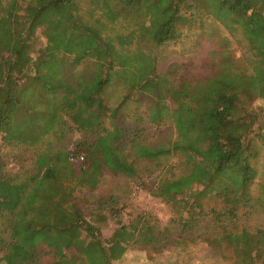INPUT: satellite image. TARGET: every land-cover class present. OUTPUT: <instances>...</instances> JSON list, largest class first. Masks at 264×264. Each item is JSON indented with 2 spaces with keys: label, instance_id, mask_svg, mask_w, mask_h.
I'll return each instance as SVG.
<instances>
[{
  "label": "trees",
  "instance_id": "1",
  "mask_svg": "<svg viewBox=\"0 0 264 264\" xmlns=\"http://www.w3.org/2000/svg\"><path fill=\"white\" fill-rule=\"evenodd\" d=\"M263 14L264 0H0V140L31 159L12 172L0 159V264H112L131 246L171 245L149 215L125 225L119 203L96 195L105 173L158 178L151 194L173 203L189 241L217 245L200 232L210 217L238 264H264V230L226 232L240 209L264 213L249 140L252 104L264 102ZM203 19L241 31L254 52L236 59L225 47L200 70L172 63L159 73L154 49L202 30ZM37 29L45 45L32 55ZM113 79L125 93L109 106ZM136 98L151 104L126 114ZM146 122L168 123L174 139L160 141ZM206 199L221 207L206 213ZM109 221L117 229L104 239Z\"/></svg>",
  "mask_w": 264,
  "mask_h": 264
},
{
  "label": "rangeland",
  "instance_id": "2",
  "mask_svg": "<svg viewBox=\"0 0 264 264\" xmlns=\"http://www.w3.org/2000/svg\"><path fill=\"white\" fill-rule=\"evenodd\" d=\"M202 22L204 23L202 30L198 29L193 33L191 32L176 43L154 49L153 52L158 59L157 70L159 73H163L172 63L189 65L191 68L194 65L200 70L203 64L205 66L211 60L209 53L212 51L220 52L225 47L232 51L236 59H241L242 56L254 52V46L241 31H235L228 35L218 23L206 19H203ZM40 33L41 29H37L32 36V55L45 45V40ZM86 64L82 63L77 69L82 70ZM178 75H184V71L180 69ZM124 93L120 82L113 79L111 85L105 90L103 99L107 105L115 106ZM150 104L151 100L149 98H136L127 105L126 114L135 108H138V113L141 114ZM252 109L260 113L249 140L252 149L259 152L258 158L253 162V167L261 174L264 173V145L260 141V138L264 137V102L256 100L252 104ZM144 126L147 131L154 134L160 141L172 140L175 137L174 129L168 123L164 126L154 127L146 122ZM22 154L19 147H8L3 145L0 140V159L6 160V170L12 172L17 167L29 168L31 159L26 155L24 160L26 162L21 163L20 155ZM173 171L176 172V169ZM158 182L159 179L154 177L142 179L141 181H130L122 177H113L107 173L101 177L96 188V195L112 196L119 203L120 208L122 207L120 218L122 223L127 224L129 215L133 216L136 213L143 212L152 218V222L159 227L160 231L167 230L169 239L172 241L171 245H168L161 253H154L151 249H142L138 246L128 247L125 255L112 264H238L228 240L221 239L219 229L215 227L210 217L206 218V221H209L208 227L200 230V232L206 231L211 238L217 239L218 237L219 240L216 246H210L202 241L192 243V241L187 239V237L192 239V230L185 233L181 231L182 227L177 220L173 203L152 196L151 193L154 192V187H156ZM257 182L258 178L251 187L250 194L252 199L258 196ZM189 202L192 203V199ZM203 204L206 213L210 209L218 210L221 207L217 201L211 199L204 200ZM183 217L188 219L186 213L183 214ZM225 224H228V221ZM227 227L226 232L237 234L242 230L250 233L254 232L255 229L264 230V213L258 211L257 208L252 210L242 208L237 213L234 228L231 226ZM116 229L117 226L112 221L107 222L106 225L101 227L103 238H110Z\"/></svg>",
  "mask_w": 264,
  "mask_h": 264
}]
</instances>
